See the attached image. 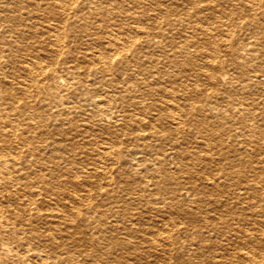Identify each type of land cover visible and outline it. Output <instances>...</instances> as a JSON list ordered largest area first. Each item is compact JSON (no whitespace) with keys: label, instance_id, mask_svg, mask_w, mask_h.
<instances>
[{"label":"bare ground","instance_id":"bare-ground-1","mask_svg":"<svg viewBox=\"0 0 264 264\" xmlns=\"http://www.w3.org/2000/svg\"><path fill=\"white\" fill-rule=\"evenodd\" d=\"M114 2L0 0V264H135L95 242L132 235L173 264H264V0H147L144 24L83 34ZM163 191L220 198L130 229Z\"/></svg>","mask_w":264,"mask_h":264},{"label":"rangeland","instance_id":"rangeland-1","mask_svg":"<svg viewBox=\"0 0 264 264\" xmlns=\"http://www.w3.org/2000/svg\"><path fill=\"white\" fill-rule=\"evenodd\" d=\"M145 4H147V0H117V2H114V4L110 5V10H111L110 16H108L106 13H104L101 8H98V9L96 7L95 8H89V9H87V13H88L89 19L94 20L93 24H95V29L91 27L90 29H88L87 31H83L82 33L86 35L88 33H92L93 31H101L102 27H104L105 25H108V27L111 29H116L120 32H125V31H128L127 29H129V28L132 29L134 26L137 25V23L138 24H144L143 22H145V21L134 19V16H140L141 15L142 7ZM105 20H107V21H105ZM259 20L264 22V16L260 15ZM243 21H245V20H243ZM258 25H259V23L249 24L247 27L248 30H246V31L252 30L253 32H260L262 28ZM83 37H85V36L82 35L80 37V39H77L75 37L74 40L70 38L69 44H68V47H70L69 48L70 53L67 57V60H69L70 63L71 62L82 63V61L79 62L82 59V57L80 56V55H82V52H78V49L80 50V48H78V46L81 44V40ZM245 40H247V39H245ZM38 43L40 45H45V43H43L42 40ZM81 46H83V45H81ZM39 48H41V47H39ZM71 59L74 61H71ZM187 83H188V87H194V88H195V85L199 84L198 88L201 89L202 91L205 90L206 85H205V80L203 79V75H202V77H199V78L191 76L187 79ZM225 120H227V121H225L223 126H219V129L217 128V126L214 128L215 133L216 132H218V133L222 132L221 134L226 137V140H224V144L227 143L228 142L227 140L230 139V137L227 136L229 131L226 128V125L229 124L230 121L231 122L233 121L232 119L229 120L228 118H225ZM184 133H186V131H184ZM188 137H190V135H188ZM90 145H92V144L88 142L87 146H90ZM259 146H261V149L263 151L264 150V142L261 141V144H259ZM232 147H233L232 145H230V146L228 145L225 148L230 149L232 151V149H231ZM212 154H213V151H212ZM263 154H264V152H263ZM93 180H95V179H93ZM123 195L126 196V194H123ZM163 196L165 197L164 199L167 200V203H165L166 204L165 207L170 208L171 209L170 211L155 210V209L151 208L152 206L149 207L148 204L146 206L145 205L141 206L139 204V201H136V199H135L133 201L134 203L130 204L132 207H135V208H129L128 211L123 210V213H125V214L122 216V218L125 219L124 220L125 222L127 221L126 225L131 226L129 223H131L130 221L132 219L129 220L126 218H128L127 215L130 213V211H132L133 212L132 216L134 218L137 216L139 217L138 222L140 223V227H141V225L146 227V226H148V224L149 225L155 224V222H156L155 225L157 227H163L164 225L161 226V222L164 220L167 221V223L174 222V223L178 224L180 227H182V226L184 227L186 225L190 226L189 225L190 215L182 212L181 207L182 206H184V208L185 207H187V208L194 207L195 202L190 200V198L192 196H195V198L196 197L197 198L203 197L204 201H206L205 198H208L210 196L220 198V196H218V195H209L207 192H203V193H199V195L197 194V196L196 195H183L181 198L178 199V201L175 202L172 199V197L169 195V193L163 191L160 193H154L153 195L150 196V200L158 201V202H152L153 203L152 205H160V200ZM126 200L129 201L128 196L126 197ZM93 201H96L99 203L101 202V204L103 202L100 200V196H98V195H93ZM99 207L101 209L103 208V206H101V205ZM216 207H218V206L211 203V204H207L205 209L208 212H213V210H216ZM212 208H213V210H212ZM201 213H204V212H201ZM106 214H108V212H106ZM224 216H226V214H224ZM113 218H114L113 215H110L106 218L104 217L103 221H106V220L113 221L112 220ZM147 218H149V219H147ZM162 219H164V220H162ZM172 219H173V221H172ZM158 221H159V223H158ZM107 226L108 225L106 223V227ZM86 228H87L86 230L90 229V227L88 225ZM108 228L109 227H107V229ZM130 229H134V226H131ZM202 230H205V229L202 228ZM120 235L122 236L123 234L120 233ZM111 238L113 239V241H107V242L103 243V241H101L99 239V240H95V242L98 243L99 245H105V246L116 245L115 249H113L112 255H114L115 257L118 256L119 258L121 257L120 258L121 260L125 259V258H129L128 260H130V261L134 260L136 262L135 264H146V260L150 259V258H152L150 260L157 259L158 262L161 261V264H164V263H162L164 261H168L167 264H173L176 261L175 258H171L174 254L175 249H172L170 252H167V255L165 254V256H164V254H157V255L153 254V255H151L152 253L147 252V257H145V254H143V251L146 248V244L139 242L136 235H132V238H130L128 241L129 244L124 245V246H123L124 243L120 242V239H121L120 237L114 236ZM128 247H129V249H128ZM152 252L155 253L154 251H152ZM141 255H143V257ZM114 256H111L110 258H114Z\"/></svg>","mask_w":264,"mask_h":264}]
</instances>
